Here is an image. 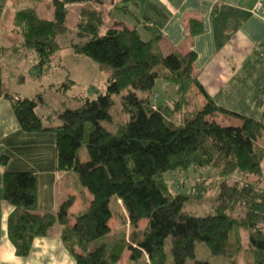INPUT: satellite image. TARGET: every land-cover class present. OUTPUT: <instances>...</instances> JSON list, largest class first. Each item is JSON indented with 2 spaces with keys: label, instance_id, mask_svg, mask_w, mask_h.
I'll list each match as a JSON object with an SVG mask.
<instances>
[{
  "label": "trees",
  "instance_id": "1",
  "mask_svg": "<svg viewBox=\"0 0 264 264\" xmlns=\"http://www.w3.org/2000/svg\"><path fill=\"white\" fill-rule=\"evenodd\" d=\"M28 1L32 2L29 7L15 13L14 32L23 46L37 55L33 76L42 77L61 50L57 40L68 32L70 7L76 6L80 41L70 49L110 70L111 77L105 94L90 89L96 99H81L80 107L60 114L58 127L45 128L36 112L41 95L28 99L6 93L0 72V98L11 103L23 132L53 133L58 172L74 173L89 197L86 203L82 199L85 205L77 214L71 213L76 201L73 196L56 215L42 216L36 213V175L4 173L0 179L3 200L15 208L9 219V237L17 255L27 257L34 239L47 237L58 226L76 264H122L124 259L126 264H167L169 254L172 264H187L189 260L212 264L196 260L199 243L213 256L228 257V264H238L233 238L244 228L249 233V254L257 259L254 264H264V188L260 186L264 147L259 146L264 119L257 122L217 107L194 75L195 53L164 55L159 49L160 35L145 42L135 29L127 27L102 33L104 15L98 9L102 0H52L51 21L37 13L42 0ZM131 1L122 0L123 4ZM189 23L192 36L201 31L199 21ZM157 81L172 83L179 90V107L169 114V109L151 102ZM184 93L192 94L195 101L194 111L189 113ZM123 94L121 106L127 122L112 131L103 123H112L113 97ZM179 112L183 113L180 123L168 118ZM83 147L89 155L85 163L79 157ZM1 164L6 166V157ZM214 167L222 177L242 173L254 182L243 188L222 183L214 215L185 214L188 198L172 196L165 175ZM115 203L126 214L128 236L119 230L113 232V220L122 224L113 209ZM237 205L245 210L239 220L232 215Z\"/></svg>",
  "mask_w": 264,
  "mask_h": 264
},
{
  "label": "crops",
  "instance_id": "2",
  "mask_svg": "<svg viewBox=\"0 0 264 264\" xmlns=\"http://www.w3.org/2000/svg\"><path fill=\"white\" fill-rule=\"evenodd\" d=\"M116 2L120 3L119 14L123 13L118 16H122V19L117 22L128 29H135L141 39L142 30L146 39L144 41L147 42L160 35L159 49L164 55H186L189 52L196 54L194 75L217 107L257 122L263 121L264 0H132L128 4H123L122 0ZM259 2L263 6L261 12L256 14L254 9ZM123 7L126 8L123 10ZM53 15L51 5L44 19L51 21ZM14 17L11 0H0V72L3 88L10 95L37 99L35 97L46 94V86L41 79L37 86L33 85L35 87L29 86L30 79L28 82L24 80L21 65L18 64L20 58L16 54L27 49L23 46L21 37L14 32ZM190 20L201 23V31L194 36L190 32ZM8 63L12 66L11 71L8 70ZM47 87L49 93L60 91L53 83ZM44 95L36 112L45 128L58 127L60 115L54 116V112L45 108ZM154 104L163 105L162 102ZM53 116L56 117L55 122L52 120ZM232 122L239 123L237 120ZM259 146L263 148L264 143L259 142ZM3 157L7 158L6 166L1 164ZM7 172H29L36 175V213L42 216L56 215L60 206L73 196L76 201L71 213L77 214L83 210L89 199L83 193L74 173L58 172L55 135L24 133L11 103L0 98V179ZM210 178L214 176H198L199 180ZM260 186L264 188V160ZM14 212L15 208L3 200V185L0 182V264H76L56 226L47 237L34 239L27 257L18 256L9 237V219Z\"/></svg>",
  "mask_w": 264,
  "mask_h": 264
},
{
  "label": "rangeland",
  "instance_id": "3",
  "mask_svg": "<svg viewBox=\"0 0 264 264\" xmlns=\"http://www.w3.org/2000/svg\"><path fill=\"white\" fill-rule=\"evenodd\" d=\"M115 1L116 0H114L113 3L112 0H109V2H102V6H98V9L101 10L104 15V27L101 30L102 33L110 28L115 27L116 29H121V27H124L123 24L117 22L122 19V16H118L123 15V13L120 12L119 14L118 7H120V3H115ZM11 2L14 6L15 13L29 7L32 4V2H29L28 0H11ZM51 5L52 0H42V2L38 5L37 13L41 18L44 19V16L47 14V10H49V8L51 9ZM70 8L71 13L67 21L68 32L63 36H60L57 40L61 50L52 57L50 64L44 69L42 77L32 75V70L38 62L35 52L27 49L28 51H21L16 54L17 58H20L18 64L21 65L20 69L25 77L24 80L26 79L28 82L30 79L29 86H37L40 79L42 84L46 86V94L42 93L41 97L45 94V108L54 112V116L62 114L67 109L80 107L79 101L81 99H96L98 96L92 92L90 93V89H93V87L97 88L101 94H105L108 87V80L111 77L110 70L101 69L98 64L89 58L84 55L76 54L72 49H70L72 44L80 41L77 30V25L79 24V11L76 6H72ZM140 33L142 35V40H146L144 32L140 30ZM154 50L159 51L157 47H154ZM7 65L8 70L11 71V64L8 63ZM72 81L74 84H71ZM52 83L56 84V88L60 91L49 93L47 86ZM177 93H179V90L172 83L157 81L156 93L155 96L151 98V102H162V106L169 109L167 112L169 114L170 110H175L179 107V103L176 105ZM123 96L124 94L113 97V107L111 109L113 121L112 123H103V126L112 131H115L118 125H122L127 122L126 116L122 113L121 99ZM184 97L188 101L186 104V111H188V113L194 111L193 108L195 107V101L192 98V94H186ZM182 114V112H179L176 113V115L173 114L172 117L169 115L168 118H174L176 123H180L183 120ZM52 120L55 122L56 117L52 118ZM58 124H60L59 120ZM260 143H264V137L260 140ZM79 157L80 161L83 163L89 161V155L85 147H83L80 151ZM209 174L213 175L214 178H210L209 180L200 179L199 181L198 176L207 177ZM164 181L169 193L172 196L182 194L186 195L188 198L185 204V214L195 217H203L207 215H214V211L217 207H219L220 203L218 202V199L222 183L225 182L230 187L238 185L240 188H243L245 184L253 183L254 179L250 178V180H248L246 175L242 173H235L227 177H222L220 172L214 167L209 171L201 170L200 172H197L191 169L187 172L179 171L167 174L164 177ZM113 209L117 215L119 214L122 224L119 226L118 221L113 220L111 222L112 229L116 231L119 230V233H124L128 236L130 228L129 224L126 222L127 218L125 212L121 206H118L116 203L113 204ZM234 209L235 210L232 212L233 217L238 220L241 219L245 212L243 207L241 205H237ZM60 229V227L57 228L56 226V230ZM237 231L238 232L234 234L233 238L237 255V263L254 264L257 259L249 254L248 231L244 228H239ZM238 242L239 247L237 246ZM167 250H169V244L167 245ZM196 260L210 262L212 264L229 263L228 257L213 256L206 246L200 243L196 246ZM125 261L126 260L124 259L122 264H126ZM172 262V255L169 254L167 264H172ZM193 263V260L187 261V264Z\"/></svg>",
  "mask_w": 264,
  "mask_h": 264
},
{
  "label": "built area",
  "instance_id": "4",
  "mask_svg": "<svg viewBox=\"0 0 264 264\" xmlns=\"http://www.w3.org/2000/svg\"><path fill=\"white\" fill-rule=\"evenodd\" d=\"M262 3L261 2H259L257 5H256V7H255V9H254V12L256 13V14H259L260 12H261V10H262Z\"/></svg>",
  "mask_w": 264,
  "mask_h": 264
}]
</instances>
